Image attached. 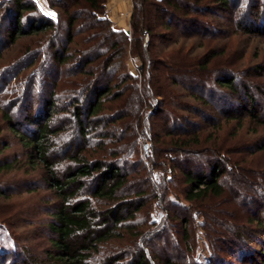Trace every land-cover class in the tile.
Instances as JSON below:
<instances>
[{
  "label": "rangeland",
  "instance_id": "rangeland-1",
  "mask_svg": "<svg viewBox=\"0 0 264 264\" xmlns=\"http://www.w3.org/2000/svg\"><path fill=\"white\" fill-rule=\"evenodd\" d=\"M109 1L104 0L96 17L109 18L116 30H128L126 39L100 38L95 19L85 12L89 7H79L76 0L66 1L67 6L63 0H33V13L46 15L51 23L31 29L28 19L35 15L25 10L24 32L12 36L14 1L0 0V243L22 257L31 253L45 258L52 246L50 210L61 198L47 181V168L30 156L9 120L16 123L29 109L42 116L43 104L54 100L51 122L65 125L54 142L76 141L87 159L120 160L129 173V194L141 193L145 202L128 221L132 233L123 229L85 264H101L110 251H124L128 258L138 245L157 256L155 264L166 259L174 264H240L233 249L238 255L242 244L231 238L256 225L248 223L253 215L262 212L264 218V124L239 109L238 117L220 112L213 101L220 91L237 98L217 80L233 77L236 84L249 86L264 115V33L246 29L254 20L264 24V0H229L227 5L203 1L200 5L208 11L190 8L186 29L161 25L151 38L144 37L148 60L132 40L134 0L117 11ZM78 8L81 14L72 25L70 17ZM101 75H108L104 77L113 82V91L103 99L99 121L80 138L71 108L77 96L84 101L89 81ZM170 90L179 96L171 99ZM201 94L210 105L194 97ZM205 107L208 116L201 117L196 110ZM196 135L200 143L186 147L197 155L190 159L176 146ZM218 159L226 167L221 177L225 192L188 199L189 183L179 166L207 170L209 160ZM69 163L65 159L58 167Z\"/></svg>",
  "mask_w": 264,
  "mask_h": 264
},
{
  "label": "trees",
  "instance_id": "trees-1",
  "mask_svg": "<svg viewBox=\"0 0 264 264\" xmlns=\"http://www.w3.org/2000/svg\"><path fill=\"white\" fill-rule=\"evenodd\" d=\"M13 1V12L10 18L12 19V16H14L16 20L13 23L14 28L9 31L12 36L14 32L17 35L24 32V25L21 21L23 11L33 13L36 9L33 0ZM66 1L68 0H63V4ZM203 1L205 0H134L131 17L134 32L132 40L134 43L137 41L139 43L138 53L142 47L146 51L145 60H148L150 56L147 55L149 47L148 44L144 45V37L149 35L151 38L155 29L161 25L168 28L183 26L182 28L186 29L185 27H188L191 20L188 17L190 8L195 10L206 9L208 11L207 6L203 8L200 5ZM215 1L225 5L229 4V0ZM76 2L78 5L80 4L79 7L84 4L89 7L85 12L93 20L95 19L96 27L100 28V38L105 37L107 39L111 36L114 39H126L128 37L129 31L114 29L109 18L96 17L98 13L104 10V0H76ZM81 9L83 10V8ZM80 11L78 8L75 11L78 15L75 14L74 16L72 14L70 17L72 25L81 14ZM14 13L16 14L14 15ZM33 15L35 16H30L28 19L31 29H41L40 27L51 23L49 22L50 18L46 15V18L39 13H33ZM163 15H169L175 19L171 18V20L166 19L164 22H159L158 20L164 17ZM38 16L41 19L37 18ZM194 26L196 27V24ZM200 26L197 24V27ZM246 29L249 32L264 33V24L262 25L254 20ZM184 58L186 57L184 56ZM87 63L90 62L87 61ZM205 64L206 62H203L199 66L202 68ZM104 76L108 75H101L95 81H89L85 89L84 103L79 99L80 96H77L74 100L71 111L75 115L73 116L78 125L80 138L87 137L90 130L99 121L100 116L98 114L103 109V99L113 91V82L106 80ZM217 80L222 88L229 89L234 95H237V98L232 100L230 93L228 94L225 91L216 92L218 101H213L216 105L215 108H218L220 112L230 114L232 117H238V113L235 112L238 109L242 113L249 112L255 121L264 124V115L261 114V111H258L256 107L258 102L247 84H236L235 78L229 76H223ZM183 86L185 87V84ZM170 91L172 93H170L172 95L171 99H176L179 96L173 90ZM122 94L123 92H120L117 95L119 97ZM194 97L200 102L210 105V101L202 94ZM178 106L182 109L186 108V104L183 102L178 103ZM56 108V102L50 100L43 104V109L41 108L43 110L42 116H38L37 112L29 109L27 115L16 123L9 120L13 130L22 138L26 148H29L30 156L37 158L45 165L49 172L47 181L61 198V202L56 203L53 209L50 210L53 220L49 222L48 227L53 235L51 238L52 246L47 250L45 258L31 253L22 257L21 255L16 256L15 253L10 254L12 248L0 243V264H85L93 252L100 250L102 244L115 239L116 236L118 237L117 234L121 233L123 229H127L132 233L133 230L129 227L128 221L134 220L138 211L145 205L141 193L135 196L129 194V173L124 170L125 166L123 168L120 160L87 159L84 154H81L82 151L75 147L76 141L73 140L68 145H58L54 142V135L65 128L64 124H62L63 126L61 124L54 126L51 122V115L56 111ZM196 112L201 117L202 115L208 116L206 107L199 108ZM198 136H193L194 139L191 140L193 142H184V144L181 143L180 146L177 145L176 147L180 151L189 153L190 159L193 156L197 157L195 151L186 147L190 143H200ZM65 159H68L70 163L58 167ZM207 164V170L198 166L193 170L187 165L179 166L186 182L189 183L186 191L188 199L202 200L210 195L220 196L225 192V187L221 181V177L226 172L225 163L218 159L215 161L209 160ZM94 199L97 203H103L104 207L94 205ZM261 213L253 215L249 218V222L247 221L251 224L255 222L254 227L249 226L246 228V232H238L235 235L236 237L230 240L233 243L241 242L240 244H242L240 245L241 252L238 255L233 249L234 258L238 256L236 259L240 264H264V218ZM141 234L143 233L141 232L138 235ZM110 252L109 256L101 259V264H155L154 260L157 257L155 256L154 259L150 256L149 250H145L140 245L133 250L128 258L124 251L120 253ZM236 259L234 260L236 261ZM162 264L174 263L166 259Z\"/></svg>",
  "mask_w": 264,
  "mask_h": 264
},
{
  "label": "crops",
  "instance_id": "crops-1",
  "mask_svg": "<svg viewBox=\"0 0 264 264\" xmlns=\"http://www.w3.org/2000/svg\"><path fill=\"white\" fill-rule=\"evenodd\" d=\"M111 1V0H110ZM109 1V2H110ZM112 1H114V2H112V3H109L110 4V6L112 7V9L113 10H123L124 8H125V6H127L128 7V0H112ZM115 2H117V3H115ZM118 2H120V3H118ZM130 5V4H129ZM116 21V20H115ZM119 23H122V22H120L119 21Z\"/></svg>",
  "mask_w": 264,
  "mask_h": 264
},
{
  "label": "built area",
  "instance_id": "built-area-1",
  "mask_svg": "<svg viewBox=\"0 0 264 264\" xmlns=\"http://www.w3.org/2000/svg\"><path fill=\"white\" fill-rule=\"evenodd\" d=\"M147 147L145 148V150H148V144L146 145Z\"/></svg>",
  "mask_w": 264,
  "mask_h": 264
}]
</instances>
